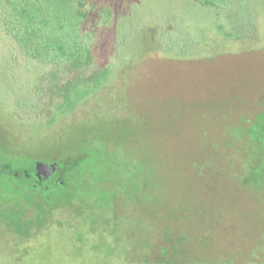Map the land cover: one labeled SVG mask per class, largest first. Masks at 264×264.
<instances>
[{"label":"rangeland","instance_id":"1","mask_svg":"<svg viewBox=\"0 0 264 264\" xmlns=\"http://www.w3.org/2000/svg\"><path fill=\"white\" fill-rule=\"evenodd\" d=\"M88 1L110 22L86 70L0 40V160L23 172L83 157L48 201L0 192V264H264V197L243 187L257 169L240 139L264 108V0ZM48 80L74 82L31 113Z\"/></svg>","mask_w":264,"mask_h":264},{"label":"trees","instance_id":"2","mask_svg":"<svg viewBox=\"0 0 264 264\" xmlns=\"http://www.w3.org/2000/svg\"><path fill=\"white\" fill-rule=\"evenodd\" d=\"M193 1L202 6L223 9L231 7L232 4L234 5L237 2L235 0ZM94 9L95 6L89 7L88 0H0V40L11 42L15 49L28 60L33 61V64L38 63L45 67L49 66L53 69H58L61 73L80 72L90 68L94 63L93 43L95 29L98 28L105 31L110 22V12L104 9L100 12L98 11L96 13L99 14L98 18L96 17L94 21H91L90 12ZM116 16L117 21L113 24L114 29L112 26V29L110 28L106 31V38L108 39L109 37L114 40L112 41L114 54H116L115 32L119 14ZM122 16L123 14H121ZM104 41L109 42L111 50L110 40ZM0 62L6 65L7 70L8 62H6V59L0 57ZM91 77L79 78V80H88ZM72 80L64 81L62 86H58L54 80L45 82V94L40 102V107L34 108L28 105L30 112L34 113L44 105L47 107L48 105L46 106V104L51 103L52 91L56 89V92H58L65 84L74 82ZM51 87L55 88L51 89ZM11 89L15 101H17L14 96L13 85ZM17 104L22 106L23 102L19 100ZM229 147L230 150L233 149L232 145ZM57 162L59 163L57 172L62 171V174L71 172L75 178V169L83 162V157L74 159L62 158ZM3 164H7L10 171L16 172L10 167L9 163L0 160V167ZM27 174L28 171L26 170L19 172V178L15 179L9 176L5 170L2 182L19 184L15 188L9 186L6 192L25 191L29 193L33 191L36 192L40 199L48 201L55 192L67 188L65 186L56 188L55 183V187L45 183L46 185H42L39 188L40 192L34 191V189L21 186V184L26 185L27 179H25V176ZM61 181L63 182L64 180ZM43 182L46 181L43 180ZM251 184H253V187L255 186L256 190L260 191L261 189V195L264 197V167H258L254 175L244 183L243 187L245 190H251Z\"/></svg>","mask_w":264,"mask_h":264},{"label":"flooded vegetation","instance_id":"3","mask_svg":"<svg viewBox=\"0 0 264 264\" xmlns=\"http://www.w3.org/2000/svg\"><path fill=\"white\" fill-rule=\"evenodd\" d=\"M261 112H262L261 114L258 113V116L252 120L254 126L246 127L240 133V139L243 142H247L248 144H250L249 149L253 151V154H255L254 156L255 161L252 167L257 166L255 167L256 169L258 167H264V108L261 110ZM5 170L7 171L9 176H11L12 178H15V179L19 178L18 177L19 172L10 171L8 168V165L3 164L0 167V192H6L9 186L12 188L19 186V184L12 183V182H9V183L2 182V180H4L3 173ZM26 171H28V174L25 176L26 177L25 179H27V182H26V185L21 184V186L28 187L29 189H34V191L37 190L39 192H40L39 188L42 187V185H46L45 183H49L50 185H53V186L55 183L56 188H60L63 186L67 187L71 184V181H73V178H74L71 172L62 174V171H60V172H56L53 175H51L50 178H48L46 182H43V180L36 178V176L34 175L35 174L34 166L32 167V169L30 168V169H27ZM16 173H18V176H14V174ZM60 179L64 181L62 182Z\"/></svg>","mask_w":264,"mask_h":264},{"label":"water","instance_id":"4","mask_svg":"<svg viewBox=\"0 0 264 264\" xmlns=\"http://www.w3.org/2000/svg\"><path fill=\"white\" fill-rule=\"evenodd\" d=\"M35 176L40 180L47 181L51 175L57 172V168L59 166L58 162H35L34 164ZM14 176H18V173L14 174ZM47 189V188H46ZM54 189V188H51Z\"/></svg>","mask_w":264,"mask_h":264}]
</instances>
